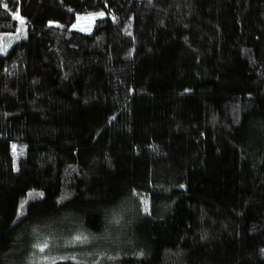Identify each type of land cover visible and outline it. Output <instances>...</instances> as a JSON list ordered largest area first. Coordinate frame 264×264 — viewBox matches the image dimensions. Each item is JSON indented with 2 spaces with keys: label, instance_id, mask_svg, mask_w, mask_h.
I'll return each instance as SVG.
<instances>
[{
  "label": "trees",
  "instance_id": "trees-1",
  "mask_svg": "<svg viewBox=\"0 0 264 264\" xmlns=\"http://www.w3.org/2000/svg\"><path fill=\"white\" fill-rule=\"evenodd\" d=\"M40 263L264 264V0H0V264Z\"/></svg>",
  "mask_w": 264,
  "mask_h": 264
},
{
  "label": "rangeland",
  "instance_id": "rangeland-1",
  "mask_svg": "<svg viewBox=\"0 0 264 264\" xmlns=\"http://www.w3.org/2000/svg\"><path fill=\"white\" fill-rule=\"evenodd\" d=\"M104 15H105V13L103 11H97V12H93V13H89V14H79L77 20L73 23L72 28L75 30H80V31H90L93 24L95 23L96 19H98ZM47 252H48V250H47ZM37 254H38V252L33 250L31 259L37 258L36 257ZM44 257H45V255H44ZM44 257L41 258L42 261L44 260ZM37 263H38V261H37ZM40 264H44V263H40Z\"/></svg>",
  "mask_w": 264,
  "mask_h": 264
},
{
  "label": "snow or ice",
  "instance_id": "snow-or-ice-1",
  "mask_svg": "<svg viewBox=\"0 0 264 264\" xmlns=\"http://www.w3.org/2000/svg\"><path fill=\"white\" fill-rule=\"evenodd\" d=\"M17 18H19V17H18V14H17ZM45 246H46V245H45ZM41 250H43V249H41Z\"/></svg>",
  "mask_w": 264,
  "mask_h": 264
}]
</instances>
